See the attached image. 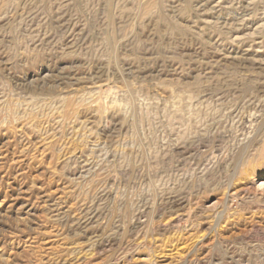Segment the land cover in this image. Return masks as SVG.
<instances>
[{
  "label": "rangeland",
  "instance_id": "1",
  "mask_svg": "<svg viewBox=\"0 0 264 264\" xmlns=\"http://www.w3.org/2000/svg\"><path fill=\"white\" fill-rule=\"evenodd\" d=\"M0 264H264V0H0Z\"/></svg>",
  "mask_w": 264,
  "mask_h": 264
}]
</instances>
